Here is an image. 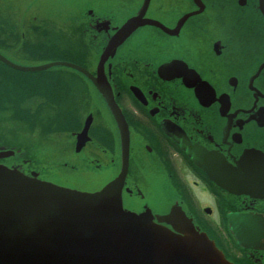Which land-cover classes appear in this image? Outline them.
I'll use <instances>...</instances> for the list:
<instances>
[{
  "label": "flooded vegetation",
  "instance_id": "af4514ba",
  "mask_svg": "<svg viewBox=\"0 0 264 264\" xmlns=\"http://www.w3.org/2000/svg\"><path fill=\"white\" fill-rule=\"evenodd\" d=\"M223 1L149 0L145 5V0H28L24 13L38 3L40 14L32 19L43 27L41 36L68 38L86 50L90 45L79 64L93 74L102 67V78L111 85L130 132L124 206L164 214L179 204L229 260L264 264V68L251 83L258 68L254 63L261 57L254 59L253 48L238 40L240 21L246 19L248 25L251 7ZM139 14L147 22L101 62L109 39ZM83 80L79 99L81 111L88 108L85 114L93 115L90 140L77 151L78 133L85 125L79 113L80 125L61 131L62 148L69 152L58 165L67 172L103 173L100 186H75L94 191L120 173L121 142L105 100L89 79ZM96 114L105 123L99 137L93 135ZM167 127L182 133L199 152L218 154L233 169L247 164L249 190L238 194L215 184L168 135ZM31 170L33 166L25 168ZM150 196L160 199V206Z\"/></svg>",
  "mask_w": 264,
  "mask_h": 264
},
{
  "label": "water",
  "instance_id": "95a60500",
  "mask_svg": "<svg viewBox=\"0 0 264 264\" xmlns=\"http://www.w3.org/2000/svg\"><path fill=\"white\" fill-rule=\"evenodd\" d=\"M223 2L251 7L248 25L246 19L240 21L238 40L253 48L254 59L261 57L254 63L258 68L252 83L264 68V0ZM146 22L141 14L129 19L109 40L101 61L113 55L117 46ZM149 22L160 25L154 20ZM248 29L253 31L247 33ZM0 61L26 72L67 66L90 78L117 122L123 162L120 174L95 192L41 180L37 172L26 174L20 165L0 162V264H234L179 204L164 214L154 213L149 207L140 212L124 207L122 189L127 175L129 131L109 85L101 83L99 75L95 78L85 68L66 61L20 65L1 52ZM91 121L90 115L79 134L78 150L88 140ZM171 136L219 186L239 194L249 190L247 164L240 162L233 169L218 154L199 152L179 131ZM15 154L14 149L0 147V159Z\"/></svg>",
  "mask_w": 264,
  "mask_h": 264
},
{
  "label": "rangeland",
  "instance_id": "374dc122",
  "mask_svg": "<svg viewBox=\"0 0 264 264\" xmlns=\"http://www.w3.org/2000/svg\"><path fill=\"white\" fill-rule=\"evenodd\" d=\"M27 2L15 0L10 4L7 0H0V22L7 31L0 36V52L20 65H40L53 60L82 63L84 52L91 51L90 45L86 50L79 42L75 45L68 38L41 36L43 27L32 19L40 14L38 3L25 14ZM45 23L50 29H55L51 23ZM23 32L26 36L22 35ZM89 58L94 59L93 56ZM83 78L78 71L65 66L24 72L0 64V147L23 153V156L19 153V156L7 158L8 163L22 161L23 158L30 167H37L48 180L68 186L88 188L104 183L106 178L99 171L84 169L82 172H67L62 165H58V160L69 152V148H62L66 143L61 131L78 127L79 113L84 115V119L87 115L88 108L81 111L82 102L79 99L82 86L86 83ZM104 133V119L96 114L93 135L99 137ZM200 199L203 202L206 200ZM148 200L154 206H160V199L150 196ZM129 201L137 202L135 199ZM138 201L141 203L140 199ZM198 209L196 212L200 213ZM208 217L212 222H218V217Z\"/></svg>",
  "mask_w": 264,
  "mask_h": 264
}]
</instances>
